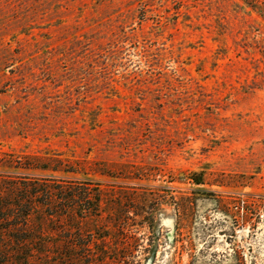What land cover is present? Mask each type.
I'll return each instance as SVG.
<instances>
[{
    "label": "rangeland",
    "instance_id": "rangeland-1",
    "mask_svg": "<svg viewBox=\"0 0 264 264\" xmlns=\"http://www.w3.org/2000/svg\"><path fill=\"white\" fill-rule=\"evenodd\" d=\"M250 1L0 0V181L104 199L98 218L65 202L36 216L29 264H264V0Z\"/></svg>",
    "mask_w": 264,
    "mask_h": 264
},
{
    "label": "trees",
    "instance_id": "trees-1",
    "mask_svg": "<svg viewBox=\"0 0 264 264\" xmlns=\"http://www.w3.org/2000/svg\"><path fill=\"white\" fill-rule=\"evenodd\" d=\"M250 2L255 3L250 4L254 5V8L258 7L257 0H251ZM261 9L262 16L264 17V6ZM5 185V180H1L0 237L3 238L2 240L9 242V244L5 245L3 241H0V249L2 248L1 250H3L0 251V258L3 256L8 258L19 256V258H11L12 260L2 261L0 264H29L33 257L31 253L41 252L38 247L42 245L43 240L39 236L45 235L47 232L44 229L38 230L37 228H32L29 224L36 216L38 220L45 221L65 216V213L53 210L55 206H57L56 208L60 207V202H65L67 205H62V207L65 209L69 208L77 218L82 220L98 218L103 213L104 199L100 185L94 189L91 188L92 185L86 183L85 187L79 188V190L61 186L54 188V186L40 185L37 182H29L22 186L14 185L12 187H5ZM34 207L48 208L49 210L36 213ZM148 208L150 209L151 206H148ZM144 213L146 212L144 211ZM140 216H142L143 224L151 228L155 221L154 216L152 214L148 216L140 214ZM77 229L72 227L73 231ZM47 231L50 232L51 230ZM78 246L81 245H75V247ZM128 249L129 244L124 247V250ZM119 254L121 253L119 252ZM22 256L25 257L22 258ZM120 259L115 258L114 260L116 263H119ZM97 261L99 263L103 262V260Z\"/></svg>",
    "mask_w": 264,
    "mask_h": 264
}]
</instances>
